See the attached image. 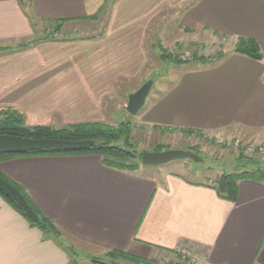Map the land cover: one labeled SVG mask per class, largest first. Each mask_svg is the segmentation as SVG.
I'll return each instance as SVG.
<instances>
[{"label":"crops","instance_id":"obj_1","mask_svg":"<svg viewBox=\"0 0 264 264\" xmlns=\"http://www.w3.org/2000/svg\"><path fill=\"white\" fill-rule=\"evenodd\" d=\"M169 13L197 38L253 39L261 58L229 50L180 68L137 115L141 126L264 145V0H0V112L28 127L103 123L106 103L126 99V109L149 76L145 46L155 18ZM229 165L186 180L141 164L121 170L94 154L2 159L1 173L59 234L46 237L0 196V264H95L89 257L107 252L124 256L112 264H168L179 248L208 264H264V179L240 178L235 198H224L219 177L252 170Z\"/></svg>","mask_w":264,"mask_h":264},{"label":"rangeland","instance_id":"obj_2","mask_svg":"<svg viewBox=\"0 0 264 264\" xmlns=\"http://www.w3.org/2000/svg\"><path fill=\"white\" fill-rule=\"evenodd\" d=\"M162 16L158 15L155 18V27L153 26L145 46L150 59L147 69L145 68L142 76H146L147 74L149 76L142 82H153L149 94L146 97L145 105L133 116L128 114L125 109L124 104H126V99L119 100L117 103L116 101H114L115 103L109 101L106 103V106L107 109H110L111 114L103 123L112 126H118L120 123H129L131 127L130 144L135 148L137 154L143 151L156 152L157 148L162 146L163 150L187 151L201 159L200 162L190 159L173 160L155 167L148 166L146 171H154L155 169L159 171H170L186 180H204L208 175H217L224 172L229 173V171L231 172L233 170L229 163L234 162L237 164L238 154L225 151L218 147L211 136H205V138H202V141H199V139L195 141L194 138L196 136L193 137L190 133L189 135H184L179 133L178 130L172 131L171 128L166 129V132L144 128L143 125L141 126L142 122L138 119L137 115H141L151 105V102H157L159 97L162 96L161 90L159 89L160 86L163 90L166 89V85L170 87L174 80L175 83L177 82V72H179L178 70L180 68L184 69L186 66L195 67L204 63H213L215 60L224 56L227 51H233L235 45L223 38L221 40L215 38L208 41L201 36L197 38L196 35H191L186 32L184 34L175 27L176 19L174 18V13H169L165 19ZM56 32L53 30L48 35L45 33L43 38H49L50 35L55 37L54 34ZM112 107L113 109H111ZM5 113L7 111L0 112V119L4 118ZM129 151H131V148ZM240 156L246 161H251V159L257 160L255 158ZM221 163H226L224 169L220 168ZM260 163L262 162L260 161ZM103 255L95 256V258L100 259L103 257L106 262L112 263L111 257L106 258ZM119 264L124 263L119 262Z\"/></svg>","mask_w":264,"mask_h":264},{"label":"trees","instance_id":"obj_3","mask_svg":"<svg viewBox=\"0 0 264 264\" xmlns=\"http://www.w3.org/2000/svg\"><path fill=\"white\" fill-rule=\"evenodd\" d=\"M97 16L93 17V20ZM59 27L55 29L58 31ZM33 42H36L34 40ZM234 53L245 55L254 60L261 58L260 49L257 43L250 38L238 39L234 45ZM0 135L20 136L24 138H49L61 139L69 141H85L93 142V145L84 150L78 151H59V150H42L29 152L24 154H7L1 155L0 160L20 155H81L94 154L102 158L103 163L107 166L115 167L126 171H136L140 166L141 153H136L135 148L130 144L131 127L129 123H120L118 126L106 125L104 123H81L66 126L60 129L51 127L33 126L28 127L24 124L23 118L11 111L5 113L4 118L0 119ZM131 148V151H129ZM162 146L156 151H162ZM238 167L243 169L251 168L237 174H222L216 182V190L220 196L233 200L236 194V182L240 178L264 179V166L260 167L259 160L246 161L240 155L237 157ZM0 177L10 185L14 186L25 197L35 214L38 216V222H33L25 212L9 197L0 192V196L14 208L30 226L39 229L46 237H56L59 233L55 225L46 217L41 215L35 208L33 203L27 197L25 192L17 185L12 183L0 171ZM103 256L111 257L112 260L123 259L122 254L116 252H107ZM90 261L95 264H112L106 262L102 257L100 259L90 257Z\"/></svg>","mask_w":264,"mask_h":264},{"label":"water","instance_id":"obj_4","mask_svg":"<svg viewBox=\"0 0 264 264\" xmlns=\"http://www.w3.org/2000/svg\"><path fill=\"white\" fill-rule=\"evenodd\" d=\"M152 81L144 83L138 90L130 94L127 98L126 111L130 115H136L144 105L149 94ZM93 145L92 141H69L49 138H24L12 135H0V156L7 154H24L42 150L78 151L84 150ZM190 159L200 162L201 159L195 154L179 150H163L156 152L143 151L141 153L140 164L142 166H158L173 160ZM0 192L12 199L33 221L38 222L39 218L26 201L25 197L14 186L7 183L0 177Z\"/></svg>","mask_w":264,"mask_h":264},{"label":"built area","instance_id":"obj_5","mask_svg":"<svg viewBox=\"0 0 264 264\" xmlns=\"http://www.w3.org/2000/svg\"><path fill=\"white\" fill-rule=\"evenodd\" d=\"M215 143L225 151L234 152L247 158H255L264 163V145L246 143L238 137L231 139L216 138ZM176 259L168 264H208L205 258L188 248L176 250Z\"/></svg>","mask_w":264,"mask_h":264}]
</instances>
